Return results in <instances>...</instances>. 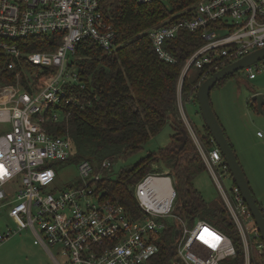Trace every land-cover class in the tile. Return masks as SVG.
Returning a JSON list of instances; mask_svg holds the SVG:
<instances>
[{
    "label": "built area",
    "instance_id": "2783aa9c",
    "mask_svg": "<svg viewBox=\"0 0 264 264\" xmlns=\"http://www.w3.org/2000/svg\"><path fill=\"white\" fill-rule=\"evenodd\" d=\"M104 1L0 0V50L11 57L8 68L19 66L14 82L0 80V124L9 126L0 132V212L5 209L17 226L1 232L0 240L27 229L55 264H150L172 226L176 232L179 229L170 246L175 253L172 264H221L236 253L231 237L203 218L191 224L177 211V190L168 172L149 173L136 183L135 195L143 210L138 217L104 197L99 182L113 170V158L80 159L76 161L77 180L60 188L55 185L56 167L69 162L74 149L69 135L55 134L45 123L59 121L60 112L68 117L71 112L65 108L80 101L70 91L73 84L81 83L78 71L67 70L80 41L90 38L106 51L118 45L114 24L103 11ZM176 17L173 14L152 26L148 37L158 55L171 62L176 57L166 48L167 39L185 29L199 31L204 38L183 66L178 106L239 230L245 264H250L251 239L257 240L260 250L264 242L213 137L205 144L189 121L182 83L190 68H204L207 77L264 46V0H199L190 16ZM36 35L59 36V40L52 50L23 51L18 41ZM23 60L40 66L42 75L26 70ZM245 68L255 78L257 71H264V59ZM192 97L193 93L188 101ZM260 206L264 214V202Z\"/></svg>",
    "mask_w": 264,
    "mask_h": 264
},
{
    "label": "trees",
    "instance_id": "16d2710c",
    "mask_svg": "<svg viewBox=\"0 0 264 264\" xmlns=\"http://www.w3.org/2000/svg\"><path fill=\"white\" fill-rule=\"evenodd\" d=\"M195 1L105 0L103 11L114 24L118 45L112 51H106L90 38L80 41L72 62L77 67L81 83L70 88L80 101L68 104L65 108L71 112L68 117L61 121H47L45 125L55 134L69 135L74 149L71 162L83 158L95 162L106 157L116 160L143 149L151 136L170 123L173 132L168 145L149 151L132 165L123 166L117 175L110 170L100 180L104 197L123 204L132 216L138 217L143 210L135 195L136 183L151 172L166 171L173 176L177 190V211L191 224L197 218H203L231 237L236 253L223 259L221 264H245L242 238L224 202L207 200L194 185L195 177L205 170L204 161L199 153H188L190 136L180 119L178 84L181 72L186 59L204 42V38L199 31L185 29L167 39L165 46L176 57V61L171 62L158 55L148 37L149 27ZM192 8L180 13L176 19L190 16ZM58 40L59 36L36 35L20 39L18 44L23 51L52 50ZM10 58L0 50L2 82H14L19 70V66L7 67ZM23 65L29 72H38L37 77L42 75L40 66L26 60ZM193 72L183 79L182 96L188 99L193 93L197 101L196 83L205 78V71L200 68ZM196 127L209 145L212 135L207 126L203 125V129ZM180 140H183L181 146L177 144ZM175 235V227H168L161 251L150 264H172L171 257L175 253H171L170 246ZM256 243V239H251L250 264H264V247L260 250Z\"/></svg>",
    "mask_w": 264,
    "mask_h": 264
},
{
    "label": "rangeland",
    "instance_id": "374dc122",
    "mask_svg": "<svg viewBox=\"0 0 264 264\" xmlns=\"http://www.w3.org/2000/svg\"><path fill=\"white\" fill-rule=\"evenodd\" d=\"M198 1L169 14V16L173 14L179 15L184 11L190 10ZM166 18L159 23L165 21ZM75 58V56L70 55V60ZM195 69L197 68H190L187 73L188 76L193 75ZM67 70L69 72L77 71V67L75 64H67ZM72 78L76 79L74 75H72ZM200 81L202 82L203 80ZM256 91L264 92V71H257V76L250 78L247 74V69L243 68L212 88L211 101L246 172L255 197L259 202H264V112H258L256 103H252L251 101V97ZM182 98L184 103L186 102L185 111L189 121L193 125L196 124L200 129H203V125L205 124L196 99L192 97L188 101L189 98H184V96ZM179 111L180 119L186 128V120L181 110ZM64 117L65 115L60 112L59 120H63ZM8 127L7 123L0 124V132ZM258 131L262 134L258 135ZM172 132L170 123H167L160 132L151 136L143 149L129 156L117 158L114 162L113 174L117 175L123 166L134 164L149 151H154L168 145L171 141ZM189 141L191 147H188V151H190L188 153L190 155L199 153L191 136L189 137ZM182 142L183 140H180L177 144L181 146ZM209 142L211 143V141ZM154 166H157V164ZM204 166L205 170L195 177L194 185L202 191L207 200H219L223 202L221 194L205 162ZM56 169L57 176L54 182L58 188L77 180L78 169L76 162L69 161L61 163L60 167L58 166ZM167 171L169 170L167 169ZM158 173H166V171H160ZM226 183L229 187L231 185L230 179H227ZM92 200L97 202L98 197L93 196ZM170 221L168 220V222ZM8 228L16 229L17 226L14 219L3 209L0 212V233ZM51 249L54 251L53 247ZM0 264H55V262L43 246L34 244L32 234L29 230L25 229L16 232L5 240H0Z\"/></svg>",
    "mask_w": 264,
    "mask_h": 264
},
{
    "label": "water",
    "instance_id": "95a60500",
    "mask_svg": "<svg viewBox=\"0 0 264 264\" xmlns=\"http://www.w3.org/2000/svg\"><path fill=\"white\" fill-rule=\"evenodd\" d=\"M261 59H264V46L256 48L238 59L223 65L203 79L197 88L196 98L203 121L209 129L216 145L221 150L224 160L229 166L233 181L239 187L241 194L255 220L260 233V238L264 242V214L261 206L254 195L246 172L225 131L224 126L213 108L211 101V90L218 82L225 79L228 75H231ZM251 101L256 102L258 112H264V92L253 93ZM187 135L188 134L186 132L185 136ZM178 233L179 229L176 234Z\"/></svg>",
    "mask_w": 264,
    "mask_h": 264
},
{
    "label": "crops",
    "instance_id": "0c3cea01",
    "mask_svg": "<svg viewBox=\"0 0 264 264\" xmlns=\"http://www.w3.org/2000/svg\"><path fill=\"white\" fill-rule=\"evenodd\" d=\"M256 92H259V91H256ZM253 102V101H252ZM256 103V102H255ZM256 109H257V104H256ZM172 128V127H171ZM173 130V129H172ZM259 135V134H258ZM8 214V213H7ZM34 242V241H33ZM35 244V243H34Z\"/></svg>",
    "mask_w": 264,
    "mask_h": 264
}]
</instances>
